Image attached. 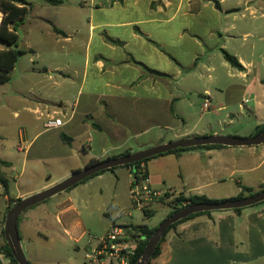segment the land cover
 Listing matches in <instances>:
<instances>
[{
	"label": "crops",
	"instance_id": "crops-1",
	"mask_svg": "<svg viewBox=\"0 0 264 264\" xmlns=\"http://www.w3.org/2000/svg\"><path fill=\"white\" fill-rule=\"evenodd\" d=\"M60 1L47 3L59 12L48 23L55 42L68 46L63 53H53L55 58L63 54L64 62L27 68L18 79L10 77L7 82L11 87L7 98L20 104L13 114L22 111L33 118L34 124L26 126L32 134L30 148L44 137L47 152L63 153L56 157L61 162L75 158L72 151L88 155L90 134L99 135L98 153L80 162L76 159L54 182L92 160L215 135L210 118L217 114L224 115L222 124L228 125L243 111L250 116L247 125L232 129L227 136L253 137L256 128L264 126L263 0ZM77 46L82 65L72 63L71 51ZM221 50L234 56L243 69L231 67ZM131 61L168 77L148 75ZM38 86L42 87L35 91ZM46 86L52 91L51 100L41 92ZM26 96L36 99L33 108L24 104ZM50 117L61 119L62 126L46 129L44 123ZM92 123L99 127L93 128ZM61 133L71 139L69 145L61 140ZM83 136L87 137L84 142L74 145ZM15 160L1 158L0 164L15 172ZM22 162L19 176L27 169ZM36 167L31 163L28 168L31 179L39 177ZM145 168L151 187L169 190L171 197L196 195L223 201L238 196L240 186L253 193L263 187L264 143L163 154L148 161ZM126 171L130 178L129 168ZM49 186L41 184L5 196L6 208ZM41 206L19 216L20 243L21 231L30 229L39 217L44 219ZM171 211L169 207L163 219ZM153 264H264V201L239 213L213 211L178 224L165 236Z\"/></svg>",
	"mask_w": 264,
	"mask_h": 264
},
{
	"label": "rangeland",
	"instance_id": "rangeland-1",
	"mask_svg": "<svg viewBox=\"0 0 264 264\" xmlns=\"http://www.w3.org/2000/svg\"><path fill=\"white\" fill-rule=\"evenodd\" d=\"M26 1L30 6H28L24 19L18 22L16 27L17 49L23 54L19 56L10 74L12 79H18L23 70L30 67L38 68L42 65L63 63V54L55 58L53 53H63V48L68 49L67 45L57 44L51 36V27L48 21L58 17V9L43 0ZM1 47L0 44V49ZM60 47L62 50H59ZM71 52L72 63L82 65L83 55L80 47L73 48ZM13 85L20 84L13 82ZM41 87H35V91ZM10 89L8 83L0 84V159L6 157L15 160L16 158L13 164H16L17 170L10 172L0 164V246L3 244L1 231L3 228L2 218L6 211L5 196L13 197L18 190L35 188L41 184H49L51 187L69 176L54 182L61 174L60 172H65L69 166L76 164V159L80 162L84 157L97 154L99 150L97 140L99 135L95 132L90 134L93 139L90 144V155L77 156L72 151L75 158H64L58 162L56 157L63 153L59 151L47 152L44 147V137L30 148L29 142L32 134L27 133L26 126L34 124L33 118L22 111H18V115L13 114L17 108H20V104L7 98V92ZM41 92L45 99L51 100L52 91L47 86L42 88ZM24 104L33 108L36 99L26 96ZM223 119L224 115L220 114L210 118L213 123L212 129L221 136H227L226 134L232 133V129L238 126L243 127L251 121L246 111L235 117L231 125L222 124ZM92 127L99 126L94 123ZM21 131L25 133L26 142L29 144L25 149H19ZM210 134L212 133H208V135ZM12 136H15V139H12ZM86 138L83 136L77 139L74 145H77L78 141L84 142ZM108 144L109 142L105 146ZM39 158H42L40 163L36 162ZM23 160H25L27 169L19 176ZM93 161L97 160L91 162ZM31 163L37 165L38 179H31L28 176V168ZM129 180L126 167H116L114 170L105 171L72 190L61 192L39 204L44 208L42 214L44 219L39 217L40 219H37L38 221L36 220L30 229L21 231L23 238L21 248L29 264H86L83 255L88 237L102 235L111 222L132 226H157L169 210V200L163 199V202L158 201V204H153L149 210L154 212L153 215L145 217L142 211L134 210L131 207L128 197ZM3 181L6 182V187L3 185ZM76 222L81 224L80 228L74 226ZM153 260L150 261V264H153Z\"/></svg>",
	"mask_w": 264,
	"mask_h": 264
},
{
	"label": "water",
	"instance_id": "water-1",
	"mask_svg": "<svg viewBox=\"0 0 264 264\" xmlns=\"http://www.w3.org/2000/svg\"><path fill=\"white\" fill-rule=\"evenodd\" d=\"M264 143V130L259 134L249 137L240 138L234 136L208 135L201 137H191L172 141L165 144H159L141 151L130 153L124 156L104 159L92 165L84 166L82 169L72 172L67 178L57 184L46 188L40 192L32 194L26 198L20 199L5 214L3 223L4 241L7 244L11 256L17 264H29L21 248L18 234L17 221L19 216L27 209L46 201L47 199L64 192L77 185L84 179L111 168L134 164L146 158L166 153L177 148L198 147L206 145H221L226 147H249L258 146ZM264 201V191L242 199L223 200L214 202H202L185 206L168 217L163 219L154 230L153 234L147 241L143 253L136 264H149L154 249L166 230L174 223L189 217L192 214L201 212H213L223 210L243 209L253 206Z\"/></svg>",
	"mask_w": 264,
	"mask_h": 264
},
{
	"label": "trees",
	"instance_id": "trees-1",
	"mask_svg": "<svg viewBox=\"0 0 264 264\" xmlns=\"http://www.w3.org/2000/svg\"><path fill=\"white\" fill-rule=\"evenodd\" d=\"M44 1L46 3L52 4V5H56V4H60L61 3L60 0H44ZM28 6H30V5H29V3L26 0H0V7L3 10V12H4V16H3V19H2L1 24H0V44L2 45V47L0 49V84L7 83L10 80L11 71L14 69L15 63L17 62L19 56L21 54H23V52H21V51H19L17 49L18 36H17V33H16V27H17L18 22H21L24 19L25 15H26V13L28 11ZM53 31L55 33H57V34H62L63 35V32H61L58 29L53 28ZM107 40H108L109 43H118L117 41H113L111 39H107ZM221 53H222L223 58L225 59V61L231 67L236 68L238 70H242L243 69L242 66L238 63V61L236 60V58L234 56L228 54L224 50H221ZM131 62H133L136 65L141 66L144 69L145 73L148 74V75H151L153 77H166V78L168 77L167 75H164V74L158 73L156 71L147 69L146 67L142 66L140 63H137L135 61H131ZM93 124L94 123H92V125ZM263 130H264V126L263 127H257L256 130H255L254 136L259 134ZM60 138L66 144H68V145L70 144L71 139L69 137H67L65 134L61 133L60 134ZM223 147H225V146H221V145H206V146H198V147L177 148L175 150H172V151H169V152H166V153L158 154L156 156L143 159V160L138 161V162H136L134 164L124 165V166H119V167L129 168L131 173H133L135 175V171H136L135 168L136 167H134V165H138L140 163L146 164L151 159H153V158H155L157 156H161L163 154H169V153L170 154L171 153L179 154L181 152H184V151H187V150H191V149H200V148L215 149V148H223ZM128 154H130V152L129 151H125V152L121 153L118 156H124V155H128ZM118 156H115V157H118ZM111 158H114V157H111ZM96 162H98V161L89 162L86 166L92 165V164H94ZM109 170H114V168H111ZM109 170H105V171H109ZM105 171H101L99 173H96V174L84 179L83 181H81L80 183H78L77 185L73 186L72 188H70V189H68L66 191H69V190L75 188L76 186L85 183L87 180H89L92 177H95V176L103 174ZM2 183L6 187V182L3 181ZM240 187H241V193L238 196H236L234 198L226 199V200L242 199V198L246 197V196H244V193H246L247 196H252V195L256 194V193H253L252 189H250L248 187H244V186H240ZM261 191H264V185L259 190V192H261ZM259 192H257V193H259ZM171 196L172 195H167L165 198H161L159 200V201H162V202H163V199H168L169 200L168 204L172 208V211L169 213V215L172 214L173 212H175V211H177V210H179V209H181V208H183L185 206L191 205V204L202 203V202H214V201L209 200V199H207V198H205L203 196H196V195L185 197L182 194H179L177 196H173V197H171ZM19 201H20V199L15 200L14 204H16ZM43 202H45V201H43ZM14 204H12L8 208H6L5 214L7 213V211ZM37 205H39V204H37ZM37 205H35V206H37ZM35 206H33V207H35ZM33 207H31V208H33ZM241 210L242 209H234L232 211L235 212V213H239ZM153 213L154 212H151L149 210L143 211V214H144L145 217H151L153 215ZM202 214H210V212H201V213L192 214L189 217H187L185 219H182V220L172 224L166 230V232L164 233V235L161 237L160 241L156 245V247L154 249V252H153V254L151 256L150 261L155 259V258H157L160 255L162 243L164 242L165 236L167 235V233L170 230L175 229V227L178 224H180V223H182V222H184V221H186V220H188V219H190L192 217H195L197 215H202ZM169 215H167V217ZM4 218H5V215L3 216V223H4ZM18 221H19V218H18ZM18 221H17V226H18ZM133 228H134L136 233L140 232L142 234V236L144 237L143 240L139 241L138 247L136 249L135 256H134L133 261L131 263V264H136L137 261L140 259L142 253H143V250H144V247H145L147 241L149 240V238L151 237V235L153 234V232L157 228V226L149 227V226H145V225H137V226H133ZM1 234H2V237H3V244L0 246V253H3L14 264H17L16 261L11 256V252H10L7 244L4 241L3 228H2Z\"/></svg>",
	"mask_w": 264,
	"mask_h": 264
},
{
	"label": "built area",
	"instance_id": "built-area-1",
	"mask_svg": "<svg viewBox=\"0 0 264 264\" xmlns=\"http://www.w3.org/2000/svg\"><path fill=\"white\" fill-rule=\"evenodd\" d=\"M4 12L0 7V24ZM207 100L204 108H207ZM61 119L50 117L46 119L44 127L55 129L62 126ZM27 144L25 133L21 131L19 136V149H25ZM135 175L130 171V184L128 197L134 210H150L152 205L161 198L170 194L169 190L159 191L151 187L145 164L134 165ZM129 216V215H128ZM144 237L140 232L136 233L132 225H121L111 222L106 231L98 237H88L84 250V262L86 264H131L136 253L139 241ZM0 264H14L3 253H0Z\"/></svg>",
	"mask_w": 264,
	"mask_h": 264
}]
</instances>
